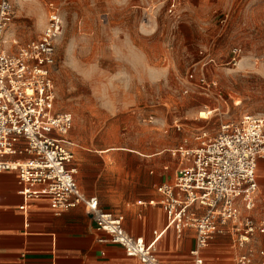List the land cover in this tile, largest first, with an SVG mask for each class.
Segmentation results:
<instances>
[{"label":"rangeland","instance_id":"1","mask_svg":"<svg viewBox=\"0 0 264 264\" xmlns=\"http://www.w3.org/2000/svg\"><path fill=\"white\" fill-rule=\"evenodd\" d=\"M8 1L11 53L40 37L50 3L59 9L54 111L74 120L79 189L107 203L156 200L157 186L173 181L178 166L171 151L184 141L194 146L197 132L264 115V0ZM257 185L255 208L243 214L259 221L264 159ZM233 245L229 239L221 252L229 264L242 255L257 260L264 247L260 237Z\"/></svg>","mask_w":264,"mask_h":264},{"label":"built area","instance_id":"2","mask_svg":"<svg viewBox=\"0 0 264 264\" xmlns=\"http://www.w3.org/2000/svg\"><path fill=\"white\" fill-rule=\"evenodd\" d=\"M12 16L11 3L0 0V174H16L20 211L37 201L47 202L56 215L82 207L96 231L105 236L99 243L122 248L127 258L140 264H204L202 253L219 236L234 237L233 246L239 248L257 236L264 240V220L243 214L256 204L257 166L264 159V115L226 122L215 134L197 132L194 146L184 141L170 152L178 158L174 180L158 186L159 200L149 205L164 208L166 229L178 238L192 230L195 246L187 263L162 262L156 249L162 233L154 232L150 243L128 235L122 215L104 212L96 198L79 190L75 144L69 137L74 120L69 113L54 111L52 74L62 29L59 9L50 3L40 37L15 53L4 48ZM240 55V49L233 50L234 58ZM237 264H264V247L257 260L242 255Z\"/></svg>","mask_w":264,"mask_h":264},{"label":"crops","instance_id":"3","mask_svg":"<svg viewBox=\"0 0 264 264\" xmlns=\"http://www.w3.org/2000/svg\"><path fill=\"white\" fill-rule=\"evenodd\" d=\"M163 171L168 172V166L163 167ZM92 177L99 179L95 174ZM19 191L16 174H0V264H140L136 259L127 258L122 248L99 243L105 236L96 231L82 207L56 215L47 202L37 201L22 212ZM80 191L96 198L104 212L122 215L123 228L128 235L150 243L154 232L162 233L156 244L160 261L187 263L191 260L194 232L187 230L178 238L172 229H166L164 208L149 205L151 201L158 202L159 195L142 207H116L95 196L98 192ZM259 237L263 238L258 236L256 240ZM228 238L233 244L235 238L229 235L219 236L211 243V249L202 253L204 264H229L221 253Z\"/></svg>","mask_w":264,"mask_h":264},{"label":"bare ground","instance_id":"4","mask_svg":"<svg viewBox=\"0 0 264 264\" xmlns=\"http://www.w3.org/2000/svg\"><path fill=\"white\" fill-rule=\"evenodd\" d=\"M208 115L207 113H201L200 114V118L203 119V120H207L208 119Z\"/></svg>","mask_w":264,"mask_h":264}]
</instances>
